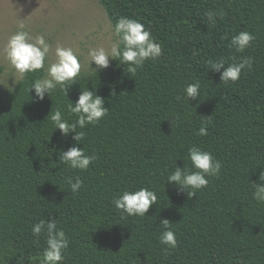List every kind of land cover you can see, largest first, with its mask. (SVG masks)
<instances>
[{
  "label": "trees",
  "instance_id": "trees-1",
  "mask_svg": "<svg viewBox=\"0 0 264 264\" xmlns=\"http://www.w3.org/2000/svg\"><path fill=\"white\" fill-rule=\"evenodd\" d=\"M113 28L121 16L143 23L162 47L133 73L112 61L107 69L81 73L71 86L95 89L108 113L86 125L79 145L97 159L87 170L57 160L56 149L74 141L44 120L51 107L66 113L70 102L57 89L32 102L28 91L42 73H29L0 89V264H38L44 248L31 228L49 214L69 238L59 264H264V204L252 199L251 181L264 167V0H98ZM223 11L214 25L205 13ZM255 40L244 52L230 47L234 34ZM243 57L235 82L224 83L207 61ZM199 80L200 98L185 101L183 88ZM115 91L116 95L111 93ZM181 99H177V97ZM27 101V102H26ZM174 118V123L172 119ZM207 135L197 132L201 121ZM198 145L222 162L221 173L189 198L165 183L176 163ZM83 181L73 194L66 177ZM157 193L145 217L121 215L111 203L125 188ZM162 218L172 222L177 247L159 242Z\"/></svg>",
  "mask_w": 264,
  "mask_h": 264
},
{
  "label": "clouds",
  "instance_id": "clouds-1",
  "mask_svg": "<svg viewBox=\"0 0 264 264\" xmlns=\"http://www.w3.org/2000/svg\"><path fill=\"white\" fill-rule=\"evenodd\" d=\"M209 24L214 25L217 17L224 16L223 11L209 9L205 13ZM115 39L107 46L89 47L86 52L87 65L93 68L96 74L111 66L112 61H118L119 65L127 66L129 73H135L142 68L146 60H155L162 55V47L152 36L151 31L136 19L121 16L114 25ZM255 40V36L248 31H240L234 34L230 41V47L236 52H244ZM2 55L8 66L14 70V84L23 79L29 73H42L32 80L28 91V101L42 102L45 96L52 97L54 91L59 89L68 102L65 105L66 113L75 115L76 120L70 123L65 119V112L60 107L52 108L44 120L51 122L53 131L59 130L62 137L71 136L72 143L65 148L56 149L57 160L72 170H87L97 157L95 154H85L80 147L84 138L83 132H78L77 127L83 129L86 125L99 122L108 113L105 106V98L92 90L81 89L78 98L73 101L69 98V90L72 85L78 83L81 76V53L71 46L57 44L55 48L46 40L44 35H33L24 24H20L17 30L11 34L2 49ZM93 62L95 67H93ZM208 70L220 74V80L224 83L237 81L243 69L251 70L252 60L243 57L236 62H226L225 58L210 59L207 61ZM19 84V83H18ZM201 84L199 80L187 83L183 88V99L190 100L200 98ZM111 95L115 96L113 91ZM181 99V97H177ZM198 101V100H197ZM27 102V101H26ZM174 118L172 123H174ZM210 120L201 121L197 132L199 136L207 135V124ZM187 159L191 166H180L176 163L174 169L166 176L165 183L175 188L178 193H185L189 198L196 195L197 190L206 188L209 177H217L221 173L222 162L216 159L211 152L192 144L187 148ZM68 188L73 194L80 191L83 181L77 175L75 179L66 177ZM252 199L264 204V167L259 172L258 179L251 181ZM115 210L121 217H145L153 204L158 205L157 193L149 187L125 188L116 194L111 200ZM161 245L166 246V251L177 247V238L172 228V222L167 218L159 221ZM32 234L39 238L44 235V248L39 257L38 264H59L65 260V251L69 247V238L62 228L58 227L56 217L49 214L48 218L40 219L31 228Z\"/></svg>",
  "mask_w": 264,
  "mask_h": 264
},
{
  "label": "rangeland",
  "instance_id": "rangeland-1",
  "mask_svg": "<svg viewBox=\"0 0 264 264\" xmlns=\"http://www.w3.org/2000/svg\"><path fill=\"white\" fill-rule=\"evenodd\" d=\"M20 24L33 35H44L53 48L60 44L78 50L83 74L95 71L87 65V49L107 47L115 39L98 0H0V89L16 84L15 72L4 60L2 49Z\"/></svg>",
  "mask_w": 264,
  "mask_h": 264
}]
</instances>
